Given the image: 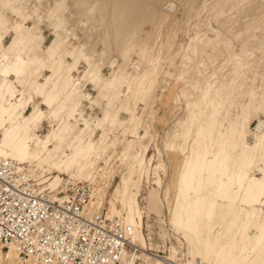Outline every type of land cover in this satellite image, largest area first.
I'll list each match as a JSON object with an SVG mask.
<instances>
[{"label": "bare ground", "instance_id": "bare-ground-1", "mask_svg": "<svg viewBox=\"0 0 264 264\" xmlns=\"http://www.w3.org/2000/svg\"><path fill=\"white\" fill-rule=\"evenodd\" d=\"M99 1L60 0V4L69 14V18L66 19L68 30H65V32L67 35L61 41L60 35L57 34L59 36L56 38V43L45 49L39 31L44 19L53 12L56 0H40L35 5L33 3L28 5L27 0H0V105L8 101L9 97L15 98L18 102L16 107L4 109L3 114H0V158L10 159L19 165L26 164L27 167L30 164L31 168H35L30 175L39 181L51 170L62 173L65 169L72 170L69 173L70 180L71 182L75 181L81 162L77 157L82 151L85 157L92 160L89 170L84 174V180L89 179L92 173L103 171L102 169L96 170L95 159L100 152V148L98 149L99 144L97 145L92 139L89 141V143L92 142L87 149H82L79 152L73 149L71 150V157L65 155L66 158H61L56 164H51V154L43 157L41 156L43 151H40L53 142L65 147L72 144L80 145L86 137L83 135L90 128L87 126L85 130H82L76 127L75 115L81 104L82 89L87 83H93L98 91V97L102 98L100 101L95 98L91 102L98 106L103 113V117L98 120V127H104L105 124L111 122L116 123L122 113L131 112V120L135 124L142 125L144 131L149 134L152 131L150 123L145 121L139 123V119L134 114V108L138 98L147 97L149 99L156 93L157 86L162 82L160 76L165 63L162 61L159 66L156 64L158 56L156 55L153 35L149 33L145 36L141 35L138 40L136 36L140 26L145 22L157 20V30H159L167 23L168 25L172 23L179 26L185 20L179 19V16L175 14L176 11H174L173 16L166 13L169 7L166 6L165 0H163L165 4L162 3V0H160L162 4L158 0V2L152 0ZM211 1L213 0H185V13L190 14L191 19L200 17L204 12L206 14L214 13L213 19L221 21L228 10L231 11V9L237 8L236 4L247 0H237V3L233 2L234 0H215L216 2L208 5ZM98 2L100 3L99 6H102L103 15H105L104 12L106 13V16L102 19V25L105 26L104 29L106 28L105 31L103 30L102 41L94 47H89L88 44L80 45L78 42H81V40L78 38L77 33L85 30V19L95 10V7L90 8ZM101 3L105 5L104 8ZM255 3L249 4L250 10L254 9ZM159 5L160 8H157ZM250 5H253V7H250ZM260 6L258 5L256 11L261 8ZM247 7L242 14L237 15L244 16V12L249 10V8L247 10ZM253 11L255 12V10ZM260 13L262 14V12ZM142 14L143 16L149 14L143 23L140 21L141 18L138 17ZM256 14L259 15V13ZM10 15L14 19L20 20L21 23L10 22L9 19L12 17ZM248 16H251V14ZM252 17L254 16L252 15L250 22H247V31H253V35L248 36V39H246L248 43L253 42L260 34L264 33V20L261 21L258 18L254 21L251 20ZM55 18L57 24L63 19L60 15ZM170 18H172L171 22L169 21ZM235 18L237 19V16L234 19L231 18V21L235 20L230 25L231 28L236 27V22L240 24ZM29 22L32 26L28 25ZM227 23L228 21H221L220 31L216 33V37L220 40L214 44L215 46L218 43L222 45L223 51H219V48L216 49L214 46H208L205 44L206 41L199 39L197 45V50H199L194 55L201 54L200 50H203L206 54L205 57L210 61L204 63L202 68L200 67L202 71H207L215 63L218 64L212 76L215 74L222 76L219 79L220 87L214 88L210 97L205 101L204 116L199 118L197 114H194L184 117L182 121L177 123L179 128L168 134L169 139L165 143L166 149L169 150L172 158L176 162L182 159L181 165L189 171V174L184 175L182 180H179L185 184L187 183V188L182 191L185 200L190 198L188 195L196 185L193 182L192 184L189 183L195 166L201 167L207 173V176L199 177L196 182L198 185L204 182L206 178L215 176L221 178L220 184L207 201L205 217L209 220L214 219L216 216V211L226 199L230 187L234 184L239 186L240 195L238 199L240 204L254 210L253 214L248 215L247 220H240L238 217L235 219V229L239 231L243 227L245 229L249 227L253 222L252 217L257 215L259 208L264 207V121H261L264 119V88L261 89L260 86L256 85L243 88L239 93V101H237L238 99H236L237 102L235 101L236 97L233 93L235 86L238 84L239 76L245 75L246 72L252 73L255 65L250 59H247L248 52L245 55H239L235 52L233 44L224 37L223 31L226 29L224 27ZM238 29H236V33ZM212 30H214V27L210 28V31ZM226 30L231 31L229 28ZM10 31L14 32L15 38L9 45L4 46L2 40L6 33ZM179 31L177 30V32ZM236 33L234 31L233 35L229 36H234ZM124 36L126 37L124 38ZM201 37L209 39L206 34ZM245 37L243 38L245 39ZM213 38H215L214 35ZM154 39L156 40V38ZM110 40H113L116 46L119 44L118 41L121 40L123 44L126 42V46L124 45L121 48V43L119 44L117 49L123 60L108 78L102 73L105 61L101 58V51L105 47L111 46L112 42ZM242 40L239 39V41ZM258 42V44L261 43V41ZM257 43L256 45L259 46ZM256 45H253V47H257ZM131 50L132 53L129 56ZM164 51L166 54V50ZM108 52L109 55L110 51ZM93 54H95V57ZM41 55L43 56L42 59L40 58ZM177 56L176 54L174 59ZM67 58H72L73 63H67ZM219 60H222V63H219ZM82 62L87 65V71L82 79L76 80L73 75L78 71L79 64ZM129 62L131 63L129 64ZM45 69L48 70L49 76L45 79L46 83L41 84L39 79ZM10 77H14L15 80ZM148 87L150 89L145 90ZM173 89H176V86ZM35 98L41 99L39 105L47 107V116H44L46 112L39 105H33L32 113L28 116L24 115L26 108L30 106L28 103ZM225 109L230 112V119L224 126L219 119V115ZM19 118L22 119L21 122L17 121ZM45 119L49 120V133L43 139H38L37 130L41 121ZM197 119H201V122L195 129L193 122L195 123ZM257 119H259V122H255ZM253 123L257 124L252 127ZM106 135L102 134V138L108 137ZM91 136L93 137V135ZM249 139L252 140V143L249 142ZM208 141L212 145L207 146ZM215 146L218 149L217 153H215ZM136 148L137 146L132 150L127 169L121 176V182L107 201L108 211L106 216L109 219L119 218L123 221L128 228L129 246L141 252L146 249L147 243L144 236L140 235V232L137 233L135 226L143 220V211H145L149 202V192L144 196V191L150 183V179L145 172L135 174L134 167L139 158V152ZM209 156L211 160H208ZM154 157L156 155L153 154L152 158ZM158 159L160 163L166 161L165 157ZM223 171H225L224 174ZM53 185L51 183L50 187H53ZM42 187L47 189L43 184ZM90 187L92 196L91 184ZM205 199L206 197L202 194L199 196L198 202H203ZM98 201L94 202V207H97ZM142 201L145 203L144 207ZM118 203H121V205L118 206ZM262 223L264 221L260 219V226H262ZM161 249L165 250L166 247L164 246ZM152 259V257H148V260L146 259L144 263H141L151 264L150 260ZM19 260L21 261L13 248L3 251L0 246V261L2 264L7 262L39 264L33 261L25 263L21 261L22 263H20ZM156 260L159 264H179L173 257H158ZM223 261L226 262V259ZM196 264L201 263L196 262Z\"/></svg>", "mask_w": 264, "mask_h": 264}, {"label": "rangeland", "instance_id": "rangeland-1", "mask_svg": "<svg viewBox=\"0 0 264 264\" xmlns=\"http://www.w3.org/2000/svg\"><path fill=\"white\" fill-rule=\"evenodd\" d=\"M38 1L40 0H27V3L28 5L32 3L35 5ZM152 1L158 2L160 0ZM184 1L185 0H165L166 6L168 5V7L172 9V13L168 11H166V13L173 16L174 11H176L175 14L179 16V19L185 20V22L179 26L172 23H169L168 25L167 23L161 29L157 30V20L154 22L143 23L149 14L138 16L139 19L141 18L140 21L143 24L139 28L136 39L138 40L141 35L145 36L148 33L153 35L156 55L158 56L156 64L159 66L160 62L163 61L165 63L160 76L162 82L157 86L156 93L149 99L147 97L138 98L136 107L134 108V114L139 119L140 124L143 123V121L151 124L152 131L150 134L144 131L142 125H137L131 120V112L122 113L119 121L116 123L111 122L105 124L104 127H98V120L103 117V113L98 106L91 102L95 98H97L98 101L102 98L100 96V98L98 97V91L94 87V84L87 83L82 89V96L80 98L81 104L78 107L79 111H77L75 115L76 127L85 130L86 127L89 126V131H86L83 135L86 137L82 140L80 145L72 144L67 147L60 146L58 143L53 142L47 148L40 150L43 151L41 156L45 157L46 155L51 154V164H56L61 158H66L65 155L71 157V150L73 149H76L78 152L82 149H87L92 141L97 143V145L99 144L98 149L100 148V152L95 159V165L97 167L96 170L102 169L103 171L101 173H92V176L89 179L84 180V174L89 170L92 160L91 158L89 159L85 157L84 152L82 151L77 157L78 160L81 161L79 164V171L76 173L75 181L72 182H86L91 184L92 196L88 206L90 213L100 212L101 210H106L107 212V201L121 182V176L127 169L132 150L137 146L136 150L139 152V158L134 167V170L136 171L135 174L145 172L150 179V183L144 191V196L149 192V202L145 211H143V220L141 222L138 220L139 224L135 226L137 233L140 232L139 234L144 236L147 243L146 249L135 253V257L140 258L138 261L139 264H143L144 260H148V257L153 258L150 260L151 264H159L156 260L158 257H173L177 263L179 262V264H196V262H200L201 264H264V223L260 226V219L264 221V207L259 208L257 215L252 217L253 222L249 227L246 229L243 227V229L239 231L236 230L235 219L238 217L240 220H247L248 215L253 214L254 210L240 204L238 199V196L240 195L239 186L234 184L228 190L226 199L217 209L214 219L209 220L205 217L207 201L209 197H212L215 188L220 184L221 178H217L216 176L208 179L206 178L204 182L198 185L196 182L199 177L207 176V173L206 170L201 167L195 166L191 178L189 179V183L192 184L193 182L196 185L194 190L188 195L190 198L185 200L182 191L187 188V183L185 184L179 180H182L184 175L189 174V171L181 165L183 161L182 159L176 162V160L172 158L171 153L166 149L167 146L165 143L166 140L168 141L169 139L168 134L173 133L179 128L177 123L182 121L184 117L194 114H197L199 118L204 116L203 108L205 107V101L210 97L213 89L220 87L221 85L219 79L222 78V76H217L216 74L212 76L218 64L215 63L210 66L207 71H202L201 68L203 67V64L206 62L209 63L210 61L205 57L206 54L203 50H200L202 52L201 54L194 55L199 50H197L199 39L204 40V42L206 41L205 44L208 46L211 45L216 47V49L219 48V51L224 50L219 43L217 46L214 45L215 42L217 43L220 40L216 37V33L220 31L219 25H221L222 20L228 21L224 28L231 29L229 32L226 29L223 31L224 37L233 44L235 52L239 53V55H245L248 52L247 59H250L255 65L252 73L246 72L245 75L239 76L238 84L235 86L233 93L234 97H236L235 101L236 99L239 101V93L243 88L253 85L260 86L261 89L264 88V33L260 34L253 40V42L248 43L246 40L248 39V36L251 37L250 35H253V31H247L250 17L252 15L254 17L257 15V18L252 17L251 20L258 18L261 21L264 20V7L262 8V6H264V0H258V3L257 0H247L240 4H236L237 8L235 7L231 9V11L228 10V12L225 8L227 13L221 18V21H215L213 19L212 16L214 13L206 14V12L202 13L200 17L191 19L190 14L185 13ZM216 1L213 0L209 2L208 5ZM99 2L91 6L90 9L95 7V10L85 19V30L80 32L79 35L77 34L78 38L81 40V42H78L80 45L88 44L89 47H94L95 45L98 46L102 41V36L104 35L103 30L105 31L106 29H104L105 26L102 25V19H104L106 13L104 12L105 15H103L102 6H99ZM233 2L237 3V0H234ZM60 3V0H56L54 10H52L53 12L44 19L39 31L45 49H48L55 44L56 38L59 35L61 41L67 35L65 32V30H68L66 19L69 18V14ZM162 3L165 4L163 0ZM252 3L256 4V6L254 5L256 8L254 7L253 9L255 12L249 8V4ZM101 4L104 5L103 3ZM176 4L177 6H175ZM258 5H262L260 6L261 8L259 7L261 10L258 9V11H256ZM104 7L105 5L103 8ZM158 7L160 8V5L157 6V8ZM246 7L247 10L248 8L249 10L248 12H244L245 14L242 16L244 18L238 16L243 13V10H245ZM250 7H253V5H250ZM260 12H262V14ZM256 13H259V15ZM250 14L251 16L247 17V15ZM57 15H60L61 18L63 17L59 24L56 23L55 17ZM99 15L100 17L97 18ZM11 16L12 15H10V17ZM235 16H237V19H235L240 23L237 24L236 22V27L239 26L241 28L238 27L240 31L236 27H230L235 21H231V18L234 19ZM201 17L202 19H200ZM171 19L172 18H170L169 21ZM9 20L13 23H21L20 20L14 19L13 16ZM28 25L32 26L30 22ZM45 25L54 29V40H52L53 36L51 35L50 30L45 27L43 28ZM211 27H214V30L210 31ZM236 29H238L239 33H236ZM177 30L180 31L177 32ZM234 31L236 34H234V36H229L233 35ZM57 34L59 35L57 36ZM205 34L209 39L201 37ZM8 35H11L12 38H7ZM213 35L215 38H213ZM242 36H246L245 39ZM125 37L126 36H124V38ZM14 38V32L10 31L6 33L2 43L4 44V40L6 39L5 43L8 42V44H4V46H7L14 40ZM154 38H156V40ZM239 39L242 41H239ZM258 41H261V43L258 44ZM111 42V46L105 47L106 49L104 48L101 51V58L105 61L102 73L108 78H110L118 64L123 60L117 49L119 44L121 43V48L126 44V42L123 44L121 40L118 41L119 44H117V46L113 40ZM45 43L49 44L45 45ZM256 43L259 46H257ZM253 45H256L257 47L254 48ZM164 50H166V54L164 53ZM108 51H110L109 55L111 56L107 54ZM131 53L132 50L129 52V56ZM176 54L178 56L174 59ZM93 56L95 57V54H93ZM42 57L43 56L41 55L40 58L42 59ZM67 63L72 64L73 62ZM130 63L131 62H129V64ZM219 63H222V60H219ZM85 65L80 68V71L78 67V74H75L76 72L74 73L73 77L76 80L82 79L86 74L87 65ZM46 72H48V70L45 69L42 77L39 79L41 84H45V79L49 76V73ZM10 78L15 80L14 77ZM175 86L176 89H173ZM147 89L150 88H145V90ZM30 94L31 92L29 95ZM40 101V98H35L32 102H29L28 105L30 106L26 108L24 115H30L33 111V105H39ZM17 103L18 102L15 98L9 97L8 101L0 105V114H3L4 109L16 107ZM39 106L46 112L44 116H47V107L45 105ZM219 119L222 121V125L225 126L230 119V112L225 109V111L219 115ZM21 120L22 119L19 118L17 121L21 122ZM258 120L259 119L255 122ZM261 121L263 122L264 119ZM200 122L201 119H197L195 123L193 122L195 129ZM255 124L257 123H253L252 127ZM49 125L48 119L41 121L40 127L37 130L38 139H43L48 135L50 130ZM102 134H107L106 136L108 137L102 138ZM91 135H93V137ZM91 139L92 141L89 143ZM249 142L252 143V140L249 139ZM209 145L212 144L208 141L207 146ZM214 149L215 153H217V146H215ZM75 153L77 154V152ZM153 154L156 155V157L152 158ZM161 157H165L166 161L164 163H160L158 158ZM208 160H211L210 156L208 157ZM30 166L31 165L29 164V172L33 173L35 168H31ZM70 172H72L71 169H65L62 173H58L56 170H51L40 180V184H43L47 189L54 191L62 186L63 182H71L69 175ZM224 173L225 171H223V174ZM51 183L54 184L53 187H50ZM202 194L206 199L203 202H198L199 196ZM97 200H99L96 205L97 207H94V202ZM117 205L120 206L121 203H118ZM142 206H145L144 201H142ZM164 246L166 249H161ZM133 248L134 247L131 249ZM224 259H226V262L223 261ZM20 263L22 262L20 261ZM0 264H2L1 261ZM5 264L18 263L7 262Z\"/></svg>", "mask_w": 264, "mask_h": 264}, {"label": "built area", "instance_id": "built-area-1", "mask_svg": "<svg viewBox=\"0 0 264 264\" xmlns=\"http://www.w3.org/2000/svg\"><path fill=\"white\" fill-rule=\"evenodd\" d=\"M90 199L89 183L63 182L51 191L26 164L0 158L2 250L13 248L24 263L139 264L123 221L106 210L90 213Z\"/></svg>", "mask_w": 264, "mask_h": 264}, {"label": "crops", "instance_id": "crops-1", "mask_svg": "<svg viewBox=\"0 0 264 264\" xmlns=\"http://www.w3.org/2000/svg\"><path fill=\"white\" fill-rule=\"evenodd\" d=\"M31 23V22H30ZM48 28L49 30H50V32H51V35L53 36V39L52 40H54V38H55V36H54V29L53 28H50L49 26H47V25H45V26H43V28ZM79 33L80 32H78L77 34L79 35ZM10 37H11V35H8L7 36V38H9L10 39ZM45 37V36H44ZM6 38V39H7ZM12 38V37H11ZM5 39V40H6ZM5 40H4V44H8V42L7 43H5ZM51 40V41H52ZM11 41V40H10ZM51 41H49V42H51ZM10 43V42H9ZM49 43H45V45H48ZM67 62H73V60H72V58H67ZM83 65H85V63L84 62H82L81 64H80V67H79V71H80V68L83 66ZM86 66V65H85ZM46 73H48V72H46ZM75 74H78L77 72L75 73ZM86 112V111H85ZM86 113H88V112H86Z\"/></svg>", "mask_w": 264, "mask_h": 264}]
</instances>
